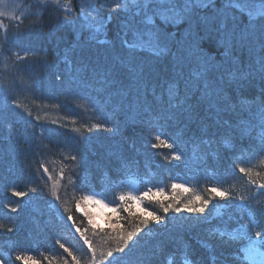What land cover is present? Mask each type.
Here are the masks:
<instances>
[{"label":"trees","instance_id":"trees-1","mask_svg":"<svg viewBox=\"0 0 264 264\" xmlns=\"http://www.w3.org/2000/svg\"><path fill=\"white\" fill-rule=\"evenodd\" d=\"M19 2L27 8L18 16L0 12V41L7 35L18 45L9 43L5 53L0 54V84H15L11 90L0 87V224L16 227L14 232L0 229V254L11 257L6 264H23L15 259L18 253L34 258L28 264H63L65 259L71 264V257L57 244L58 240L81 259V264H85L87 248L70 227L66 220L68 215L73 216L77 225L89 229L88 236L98 251L115 247L106 232L97 229L93 233L88 217L81 208H76V202L93 191L74 187L72 183L74 170L88 177L94 191L102 192L115 179L114 152L138 161L121 178L122 182L136 178L161 186L165 191L156 193L157 200L177 206L197 197L211 199V203L203 218L170 211L167 230L150 225L151 232L146 230L142 234L143 240L133 252L116 254L111 264H141L146 249L153 253L152 264H235L232 259L235 247L225 241L230 240L228 234L235 231L229 217L238 216L243 210L234 202L212 199L209 189L232 190L264 204V192L258 188L264 183V153L259 152L256 145H250V149L245 147L243 155L220 150L217 156L208 159L206 165L177 167L175 162L164 161L163 157L171 153L166 147H150L149 126L134 101L115 94L112 99L100 96L81 79L86 66L108 63L122 54L119 18L114 17L111 24L95 33L92 29L58 25L52 11H46L41 17L40 0ZM113 2L122 0H105L106 7H111ZM211 2L216 9H223L226 0ZM61 3L66 5L67 0H61ZM78 3L79 0H72V6ZM216 9L209 6L202 12L211 14ZM92 15L95 17L96 13ZM183 27L179 26V31L175 27L172 30L179 36ZM25 50L30 51L29 58L17 61L16 54L23 56ZM32 52L36 54L32 55ZM31 72L39 77L35 90L28 86ZM58 74L64 77L62 81L56 79ZM251 96L250 91L249 98ZM28 112L32 115L29 116ZM36 116L40 117L39 121L35 120ZM105 118L109 127H118L119 131L97 130L95 125L104 122ZM33 124L34 136L31 135ZM41 128L43 136L39 135ZM167 130L173 131V128ZM73 143L79 147V152L72 147ZM245 144L250 142L245 141ZM185 151L191 155V145H186ZM72 155H77L78 160L82 155L83 161L77 165L70 160ZM236 157L241 158L236 163L243 161V166L252 170L257 185H252L244 174L232 171ZM41 163L48 166V174L37 173ZM61 171L65 173L63 178L60 177ZM45 175L50 177L46 181L40 178ZM180 175L192 177L196 183L189 189H174L173 181ZM13 186L19 190L37 188L39 193H30L19 200L11 194ZM53 188L60 194L58 202L50 195ZM17 203L22 205L20 211L12 212L8 206L14 207ZM133 208L145 215L163 214L160 205L154 201H145L142 205L133 202ZM116 211L113 223L95 222L92 218L94 224L103 229L115 226L117 218L126 214L118 208ZM209 220L211 223H207ZM120 224L129 230L134 226L132 221L120 220ZM221 232L226 235L221 237ZM161 238L165 241L163 245L160 244Z\"/></svg>","mask_w":264,"mask_h":264},{"label":"snow or ice","instance_id":"snow-or-ice-1","mask_svg":"<svg viewBox=\"0 0 264 264\" xmlns=\"http://www.w3.org/2000/svg\"><path fill=\"white\" fill-rule=\"evenodd\" d=\"M40 15L46 11L55 13L56 23L60 26H77L80 29H92L101 32L112 23L114 17L120 20V48L122 54L108 63L86 66L81 79L87 86L94 88L100 96L109 99L115 96L126 97L142 110L145 123L149 126L151 148L166 147L171 155L164 156V161L182 167L189 164L206 165L208 159L218 155L220 150L226 153L240 152L245 147L256 145L259 152L264 153V0H226L223 9H216L211 0H122L106 7L105 0H79L72 6V0L62 4L61 0H40ZM211 6L216 9L211 14H204L203 9ZM79 9V10H77ZM92 13H96L93 17ZM184 25L178 36L177 28ZM18 35V33H14ZM9 43L15 41L5 35L0 41V54L5 53ZM30 51L24 55L16 54L17 61L27 60ZM32 52V55H35ZM28 86L35 90L39 81L38 74L29 73ZM62 81L64 77L57 75ZM15 86L3 83L0 87L11 90ZM252 92L249 98V92ZM15 104L16 102L13 101ZM17 107L22 105L17 104ZM29 116L31 112L27 113ZM103 115V113H101ZM40 120L39 116L35 117ZM174 126V127H173ZM31 135H36L35 125H31ZM97 130L116 133L118 127H109V122L96 124ZM173 128V131H168ZM155 129L154 133L152 130ZM91 131L92 129H88ZM79 131V130H77ZM174 133V134H173ZM44 130H39L43 136ZM245 141L250 144H245ZM191 145V155L185 146ZM72 147L79 152V147ZM116 168L115 179L105 187L101 194L111 190L115 200V188L122 183V177L138 161L130 159L119 152H114ZM236 157L232 171L244 174L252 185H257L250 168L243 166V161ZM70 160L77 165L83 156L72 155ZM37 173H49L46 164L41 163ZM65 173L61 171L60 177ZM259 176V173H255ZM47 180L49 176H41ZM79 181V183H77ZM74 187H90L88 177L81 176L73 170ZM172 187L175 189L176 185ZM258 188L264 192V183ZM11 194L23 200L31 194L39 193V189L19 190L13 186ZM163 188H148L139 194L122 192L116 206L121 213L115 226L108 229L99 228L92 219V214L83 211L93 233L99 229L106 232L108 239L115 242V247L98 251L88 236L89 229L77 225L72 215L66 220L79 235L87 248L88 259L85 264H111L116 254L128 255L142 240L145 231L151 232L150 225L160 226L167 230L169 218L167 214L186 212L203 218L211 199L197 197L182 206L157 200L156 193ZM212 199L231 201L243 211L238 216L229 217L235 231L230 233V240L225 243L235 247L233 261L235 264H264V204L254 202L251 196H245L232 190L209 189ZM50 195L60 201L59 192L53 188ZM99 203L96 196H83L76 202V208L87 201ZM200 201L197 204L196 201ZM154 201L160 205L163 214L138 213L133 202L143 204ZM12 212H19L22 205L8 206ZM120 220L132 221L129 230L120 224ZM211 223V221H207ZM0 229L14 232L16 227L0 224ZM226 233L221 232L220 236ZM165 243L160 239V244ZM71 257V264H81V259L72 253L70 248L57 241ZM153 253L146 249L141 264H152ZM17 261L28 264L34 258L31 255L18 253ZM11 261L10 256L0 254V264ZM63 264H69L65 259Z\"/></svg>","mask_w":264,"mask_h":264},{"label":"rangeland","instance_id":"rangeland-1","mask_svg":"<svg viewBox=\"0 0 264 264\" xmlns=\"http://www.w3.org/2000/svg\"><path fill=\"white\" fill-rule=\"evenodd\" d=\"M26 8V6L20 4L19 0H0V12L9 16L14 14L18 16L21 12H24ZM174 184L176 187L185 188L192 184V181L189 177H178ZM147 189L146 185L141 183L136 178H130L120 184L119 187L115 188V200L114 198L111 199V196H105L99 193H90L84 196L95 195L97 200L100 202L97 203L96 201L89 200L82 204L80 208L91 213L95 222L100 221L102 223H113L116 218L115 216L117 215V211L114 207L116 202L114 201L118 200L119 195L122 192H133V194H139V192Z\"/></svg>","mask_w":264,"mask_h":264}]
</instances>
